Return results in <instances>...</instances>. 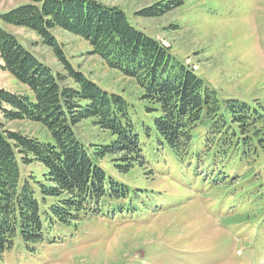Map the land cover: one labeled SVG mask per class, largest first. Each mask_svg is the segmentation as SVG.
Listing matches in <instances>:
<instances>
[{
	"label": "trees",
	"instance_id": "16d2710c",
	"mask_svg": "<svg viewBox=\"0 0 264 264\" xmlns=\"http://www.w3.org/2000/svg\"><path fill=\"white\" fill-rule=\"evenodd\" d=\"M28 1L0 19L33 32L56 54L67 75L54 72L0 27V69L32 93L0 89V117L39 124L52 138L41 141L8 129L0 119V261L18 241L34 253L44 242L47 225H68L82 214L97 213L93 209L106 194L122 196L128 189L100 164L109 158L122 174L145 167L142 132L156 151L173 154L179 170H193L199 185L217 200L264 195L262 102L251 106L221 100L120 8L97 0ZM173 3L162 1L137 15L159 18L173 10ZM57 30L83 39L110 69L134 80L141 90L137 104L77 70L65 56ZM67 79L72 85L63 84ZM85 120L111 139L85 146L74 131ZM34 163L45 169L40 179L23 173ZM254 166L263 169L255 171Z\"/></svg>",
	"mask_w": 264,
	"mask_h": 264
},
{
	"label": "rangeland",
	"instance_id": "374dc122",
	"mask_svg": "<svg viewBox=\"0 0 264 264\" xmlns=\"http://www.w3.org/2000/svg\"><path fill=\"white\" fill-rule=\"evenodd\" d=\"M97 1L125 11L135 27L170 48L221 100L264 104V0ZM162 1L174 2L175 7L159 18L137 15ZM28 2L0 0V16ZM0 27L13 33L54 72L67 75L56 54L33 32L1 19ZM55 36L77 70L102 89L137 104L141 90L134 80L110 69L83 39L61 30ZM63 84L72 85L70 79ZM0 89L32 96L29 88L1 69ZM0 119L8 129L52 141L39 124ZM74 131L85 146L111 139L89 120ZM145 137L142 132L145 167L136 166L122 174L109 158L100 164L108 177L128 189L122 196L106 194L93 209L97 213L82 214L68 225H47L44 242L34 253L18 241L0 264H264V195L246 193L248 197L242 200L236 195L219 201L216 194L199 185L193 170H179L172 153L156 151ZM44 171L34 163L25 166L23 173L40 179ZM251 248L263 250L257 254Z\"/></svg>",
	"mask_w": 264,
	"mask_h": 264
}]
</instances>
